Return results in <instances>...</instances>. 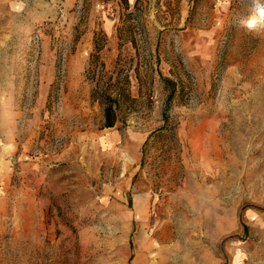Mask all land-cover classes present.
<instances>
[{
  "label": "rangeland",
  "instance_id": "rangeland-1",
  "mask_svg": "<svg viewBox=\"0 0 264 264\" xmlns=\"http://www.w3.org/2000/svg\"><path fill=\"white\" fill-rule=\"evenodd\" d=\"M250 11L0 0V264H264V27L241 24ZM120 72L134 102L103 127L92 89Z\"/></svg>",
  "mask_w": 264,
  "mask_h": 264
},
{
  "label": "trees",
  "instance_id": "trees-1",
  "mask_svg": "<svg viewBox=\"0 0 264 264\" xmlns=\"http://www.w3.org/2000/svg\"><path fill=\"white\" fill-rule=\"evenodd\" d=\"M99 66L103 67L104 62H101ZM112 76L106 78L104 75H99L92 89V98L99 101L103 108V127H113L118 121H124L123 111L131 109V104L134 102L128 90L129 79L125 77L124 82H121L123 72L118 73V78L114 82ZM93 78L96 77L93 76Z\"/></svg>",
  "mask_w": 264,
  "mask_h": 264
},
{
  "label": "clouds",
  "instance_id": "clouds-1",
  "mask_svg": "<svg viewBox=\"0 0 264 264\" xmlns=\"http://www.w3.org/2000/svg\"><path fill=\"white\" fill-rule=\"evenodd\" d=\"M241 24L249 30L264 25V0H251L250 14Z\"/></svg>",
  "mask_w": 264,
  "mask_h": 264
},
{
  "label": "bare ground",
  "instance_id": "bare-ground-1",
  "mask_svg": "<svg viewBox=\"0 0 264 264\" xmlns=\"http://www.w3.org/2000/svg\"><path fill=\"white\" fill-rule=\"evenodd\" d=\"M263 27H264V25H261V26H258L257 28L261 29V28H263Z\"/></svg>",
  "mask_w": 264,
  "mask_h": 264
}]
</instances>
